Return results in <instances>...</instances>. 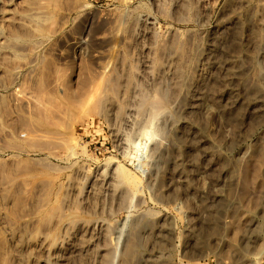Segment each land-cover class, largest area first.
<instances>
[{"label":"rangeland","instance_id":"1","mask_svg":"<svg viewBox=\"0 0 264 264\" xmlns=\"http://www.w3.org/2000/svg\"><path fill=\"white\" fill-rule=\"evenodd\" d=\"M0 264H264V0H0Z\"/></svg>","mask_w":264,"mask_h":264}]
</instances>
